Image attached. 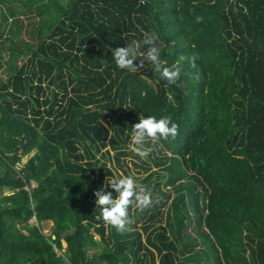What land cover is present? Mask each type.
I'll list each match as a JSON object with an SVG mask.
<instances>
[{
  "label": "trees",
  "instance_id": "16d2710c",
  "mask_svg": "<svg viewBox=\"0 0 264 264\" xmlns=\"http://www.w3.org/2000/svg\"><path fill=\"white\" fill-rule=\"evenodd\" d=\"M6 8L4 19L14 15ZM35 9L33 44L0 40V264H264V0H46ZM145 34L167 65L195 55V67L181 61L175 84L147 62L118 68L111 50L135 41L146 52ZM141 113L171 115L179 129L130 161L138 177L147 172L138 179L126 158L139 159L128 145ZM31 151L38 164L17 171ZM110 161L149 187L158 179L150 189L159 198L143 212L130 206L123 233L95 205L96 190L113 191ZM92 231L108 248L89 256Z\"/></svg>",
  "mask_w": 264,
  "mask_h": 264
},
{
  "label": "clouds",
  "instance_id": "9594fccd",
  "mask_svg": "<svg viewBox=\"0 0 264 264\" xmlns=\"http://www.w3.org/2000/svg\"><path fill=\"white\" fill-rule=\"evenodd\" d=\"M145 0H141L144 3ZM197 22L202 17H196ZM143 43L148 45L146 52H139L135 41L129 42L127 46L112 49V57L120 69H127L131 72L140 71L145 67V62L153 66V70L159 73L160 77L169 84H175L181 75V61L188 59L192 67H195L197 56H181L172 65H167L161 60V49L155 45V36L145 34ZM139 60V63L134 61ZM198 78V77H197ZM139 122L132 125L130 141L128 147L141 158H147L151 149L146 148L147 141L153 145L163 148L161 140L175 139L178 135L179 125L173 121L171 115L145 116L141 113ZM113 191H107L104 187L94 192L95 205L99 208V216L104 222L113 226L118 232L126 231L128 225L132 223L129 216L130 206H135L140 212L150 208L153 203V193L150 188L137 183L131 175L120 174L113 176L106 183ZM115 193V195H114Z\"/></svg>",
  "mask_w": 264,
  "mask_h": 264
},
{
  "label": "rangeland",
  "instance_id": "374dc122",
  "mask_svg": "<svg viewBox=\"0 0 264 264\" xmlns=\"http://www.w3.org/2000/svg\"><path fill=\"white\" fill-rule=\"evenodd\" d=\"M20 1L21 0H12V1H9V2L4 3V4L0 3V31H1L0 40L3 39V37H5V38L7 37L5 44L8 43L9 41H12V42L16 43L19 47H24L27 44L31 45L34 43V39L31 36V33L34 34V30H32V29L35 28V26H36V24L40 18L39 17L40 15L37 13V10L35 9V6H36V4L38 5L39 3L40 4L45 3L46 0H34V1L33 0H22L21 2ZM63 1H65V0H63ZM11 2H12L13 7H14V15L11 16L8 14L7 19H4L5 17H3L2 14H7L6 6L11 4ZM24 2H26L27 4L28 3L32 4V7L28 11L26 10L27 7H25ZM20 11H22V12H20ZM43 15H45V13ZM15 19L17 20L16 22H14ZM6 52H7V50L5 52L3 51V55H5ZM4 58H6V56H1V63H3V67L0 68V78L3 80L5 79V76H6V72L4 71L5 70L4 69ZM26 59H27V54L21 53L20 55H18V58L15 60V64L19 65L21 62L26 61ZM153 148H154V146H153V144H151V146H149V149L154 150ZM107 149H109L108 146H106V148H104L101 152H104ZM110 155L112 156L113 152H111ZM53 158H55V157H53ZM53 158H49L50 165H52V163H53ZM28 159H32L36 165L38 164V160L36 158L35 151H31L27 157L21 156V160H19V162H18V164H16V166L20 167L21 164H23V163L25 164V162ZM144 159L145 158H141V157H139V159L132 158V160H131V157L126 158L129 167H131L133 170V171H131L132 174L135 175L138 179L144 178L147 175V172L142 173V176L138 177V172H140V171H137L138 168H136L132 163H130V161H136V162L140 163L141 160H144ZM106 165H107V167L111 168L112 172H113L112 176L107 177L108 180H110L113 176H119L120 174H123V171L120 168L114 166L113 161L107 162ZM156 169H157V166H154L153 164H151V170H156ZM51 170H53V168L48 170L49 173H51ZM153 178H154V180L151 182L152 183L151 187L158 180L155 177H153ZM136 181L139 184H143V185L147 186L148 188H151V187H149L150 185L147 182L146 183L141 182L140 180H136ZM34 185H35V182H33V181L29 184V186H34ZM164 189H169V187L166 186V187H164ZM5 193H7V195H11L12 192H10L7 188H5ZM152 193H153V200L154 201L157 200L159 198L158 194L154 191H152ZM170 200L171 199H169L167 201L165 206L161 207V209L163 210V213H164V211H166L167 206L170 204ZM255 207L258 208L257 205H255ZM205 212L206 211H204V214H205ZM28 221L32 222L33 217H31ZM50 223L51 222L49 220L45 221V225L43 228L44 231L47 229V226H49ZM137 225L138 226H136V228L138 227V229H139L140 228V222H138ZM190 226H191V224H190ZM127 227H129L130 229L133 228V226L131 224L128 225ZM188 229H190V228H188ZM142 237H144V235H142ZM92 239L94 240L96 245L95 246H91V245L87 246L86 250H87V254L89 256H92V254L94 253V250L95 251L107 250L108 247L104 246L100 242L98 235L96 233H94L93 231H92ZM61 244H62V248H64V246L66 245V242L64 240H61ZM55 250L58 253H60V251L58 249L55 248ZM195 261L196 262L193 261V263H191V264H199L197 259H195ZM157 262L159 263L158 259H157Z\"/></svg>",
  "mask_w": 264,
  "mask_h": 264
},
{
  "label": "built area",
  "instance_id": "2783aa9c",
  "mask_svg": "<svg viewBox=\"0 0 264 264\" xmlns=\"http://www.w3.org/2000/svg\"><path fill=\"white\" fill-rule=\"evenodd\" d=\"M20 150V149H19ZM16 164H18V162H16ZM16 169H17V171H19V167L18 166H16Z\"/></svg>",
  "mask_w": 264,
  "mask_h": 264
}]
</instances>
